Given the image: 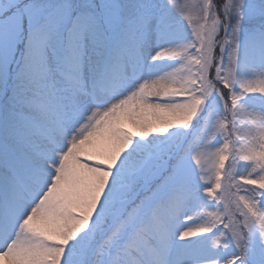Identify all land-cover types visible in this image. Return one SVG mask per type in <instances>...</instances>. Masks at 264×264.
<instances>
[{
    "label": "snow or ice",
    "instance_id": "snow-or-ice-1",
    "mask_svg": "<svg viewBox=\"0 0 264 264\" xmlns=\"http://www.w3.org/2000/svg\"><path fill=\"white\" fill-rule=\"evenodd\" d=\"M0 264H264V0H0Z\"/></svg>",
    "mask_w": 264,
    "mask_h": 264
}]
</instances>
